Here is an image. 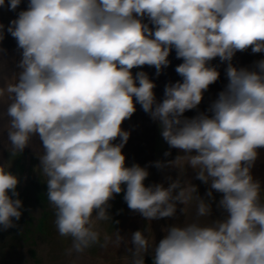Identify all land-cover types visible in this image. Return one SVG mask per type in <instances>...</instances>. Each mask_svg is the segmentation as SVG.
Here are the masks:
<instances>
[{
    "label": "clouds",
    "instance_id": "obj_1",
    "mask_svg": "<svg viewBox=\"0 0 264 264\" xmlns=\"http://www.w3.org/2000/svg\"><path fill=\"white\" fill-rule=\"evenodd\" d=\"M21 3L0 0V8L15 11ZM4 31L0 24V41ZM7 32L21 55L19 71L0 86L10 153L39 139V170L55 227L71 239L69 255L131 243L129 264H145L149 249L153 264H264V185L252 173L264 149V59L253 69L232 64L237 52L264 53V0H28ZM173 49L183 60L175 69L182 82L167 84L159 102L148 74L132 70L153 66L159 75ZM217 57L227 62L226 87L207 113L184 117L219 79ZM136 104L183 153L155 167L191 166L210 185L209 197L222 194L223 216L172 225L158 244L139 230L130 241L105 232L101 243L100 222L111 221L110 201L122 191L129 209L148 221L175 216L177 203L185 213L194 199L197 217L211 216V204L190 182L145 186L147 167L126 166L130 133L122 124ZM18 183L0 165L4 230L22 215Z\"/></svg>",
    "mask_w": 264,
    "mask_h": 264
},
{
    "label": "rangeland",
    "instance_id": "obj_2",
    "mask_svg": "<svg viewBox=\"0 0 264 264\" xmlns=\"http://www.w3.org/2000/svg\"><path fill=\"white\" fill-rule=\"evenodd\" d=\"M143 131L149 136L156 135L153 146L156 155L153 160L146 162L126 161V166L139 164L141 167H147L149 176L144 181L145 186L163 184L168 187L177 179H181L182 183L190 182L196 186V194L211 204V216L197 217L194 199L186 206L185 213L181 211L185 206L177 203L175 216L148 221L139 212L129 209L122 191L110 201L108 213L111 221L100 222L101 243L105 232L115 240L117 231L126 241H130L132 233L139 230L158 244L172 225L197 221L208 224L223 216V210L217 207L222 194L213 191L212 197H209L207 193L210 185L197 179V173L191 166L186 165L184 172L175 167H155V162L172 161L183 153L179 149L170 148L162 138L160 128L154 133L151 129ZM128 132L133 133L130 130ZM38 155L40 154L20 153L8 164L9 171L19 178L16 191L23 206L21 218L18 221L13 218L15 227L4 230L0 226V264H129L131 253L127 249L133 247L131 243H122L119 248L114 243H109L107 247L95 245L83 253L68 254L71 239L60 236L55 227V215L47 200V185L39 170ZM152 256V250L149 249L144 255V260ZM145 264H153V261H145Z\"/></svg>",
    "mask_w": 264,
    "mask_h": 264
},
{
    "label": "crops",
    "instance_id": "obj_3",
    "mask_svg": "<svg viewBox=\"0 0 264 264\" xmlns=\"http://www.w3.org/2000/svg\"><path fill=\"white\" fill-rule=\"evenodd\" d=\"M8 0H6L7 5ZM28 0H22V3L15 11H11L7 6L0 8V24L4 25V39L0 41V49L3 53L0 54V86H5L10 82L15 73L19 71L17 64L21 59L20 50L17 48L16 40L7 32V27L10 22L18 17V13L27 9ZM151 27V26H150ZM170 64L157 75L156 69L153 66H142L133 69V74L138 71H144L149 78L155 83L154 93L157 101L162 102L164 99L165 86L169 83L177 81L182 82V77L175 71L176 67L183 63L182 59L176 58L175 50L173 49L168 57ZM264 59V53H252L251 48L244 52H237L233 57L232 64L237 68L253 69L255 62ZM212 65L217 67L220 73L219 79L204 93L201 104L197 109L189 110L184 113V117L193 118L200 112H208L211 104L218 98V94L224 90L228 83L226 68L227 62H221L219 58L212 61ZM6 104H0V165L9 164L14 156L10 153V143L7 139L8 118L5 115ZM210 114V113H209ZM122 128L125 131H132L127 143L122 149V153L126 157V161L130 162H146L153 160L155 145L154 140L156 135L144 134L143 130L151 129L152 133L159 129V123L153 121L149 114L145 113L139 104H136V112L130 119L123 122ZM140 129L141 131H138ZM135 133V134H134ZM119 142V138L116 141ZM42 146L37 137H34L29 147L23 150L24 153L42 154ZM136 152L138 154H136ZM21 153V154H22ZM17 153L16 155H18ZM15 155V156H16ZM9 166V165H8ZM254 177L264 185V149L260 150L259 158L256 160L252 169Z\"/></svg>",
    "mask_w": 264,
    "mask_h": 264
},
{
    "label": "trees",
    "instance_id": "obj_4",
    "mask_svg": "<svg viewBox=\"0 0 264 264\" xmlns=\"http://www.w3.org/2000/svg\"><path fill=\"white\" fill-rule=\"evenodd\" d=\"M144 261H153V256L149 257V258H146Z\"/></svg>",
    "mask_w": 264,
    "mask_h": 264
}]
</instances>
